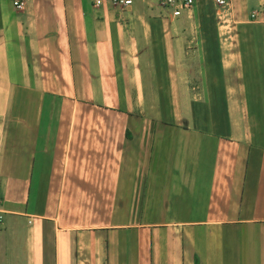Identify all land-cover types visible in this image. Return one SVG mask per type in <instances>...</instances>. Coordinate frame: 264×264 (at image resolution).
<instances>
[{"label":"crops","instance_id":"obj_1","mask_svg":"<svg viewBox=\"0 0 264 264\" xmlns=\"http://www.w3.org/2000/svg\"><path fill=\"white\" fill-rule=\"evenodd\" d=\"M261 9L0 0V264H264Z\"/></svg>","mask_w":264,"mask_h":264},{"label":"built area","instance_id":"obj_2","mask_svg":"<svg viewBox=\"0 0 264 264\" xmlns=\"http://www.w3.org/2000/svg\"><path fill=\"white\" fill-rule=\"evenodd\" d=\"M112 6L116 7H129L132 5L133 0H108ZM158 4L164 8L172 11V16L177 17L180 15L182 10L189 9L194 4V0H157ZM218 7L223 8L227 5V0H215ZM100 2H96L99 5ZM14 6L18 9H22L24 6L23 2H15ZM251 20L264 21V9L255 10L250 15ZM1 207V198H0ZM3 222V212L0 209V225Z\"/></svg>","mask_w":264,"mask_h":264}]
</instances>
